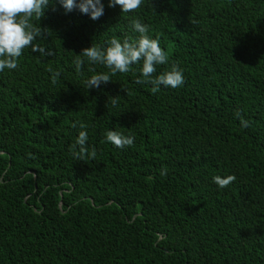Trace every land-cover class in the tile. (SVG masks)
<instances>
[{"label": "trees", "instance_id": "obj_1", "mask_svg": "<svg viewBox=\"0 0 264 264\" xmlns=\"http://www.w3.org/2000/svg\"><path fill=\"white\" fill-rule=\"evenodd\" d=\"M101 3L93 20L53 0L33 42L48 54L0 72V264H264V0ZM134 19L168 54L154 75L176 64L182 86L153 93L141 64L76 71L91 43L138 36Z\"/></svg>", "mask_w": 264, "mask_h": 264}, {"label": "clouds", "instance_id": "obj_2", "mask_svg": "<svg viewBox=\"0 0 264 264\" xmlns=\"http://www.w3.org/2000/svg\"><path fill=\"white\" fill-rule=\"evenodd\" d=\"M53 2V0H0V72L5 68L16 69L18 60L26 48L38 51L42 56L48 54V50L33 42L37 38H43L44 28L40 24L41 18L45 14V9ZM66 12L78 9L81 13L88 15L91 19H99L104 12V6L101 0H56ZM144 0H109V7L119 6L121 12H134L141 7ZM38 21L39 23H34ZM132 30L138 33L135 38H127L121 41L116 37H112L106 42V46L100 47L91 43L90 46L81 50L75 58L74 64L76 71L79 72L84 65V59L92 64H101L107 67L112 75L117 72L127 73L130 71L131 65L141 64L140 74L143 80H137L138 83H150L151 91L158 92L160 87L178 88L184 83L182 70L172 64L161 73L157 72V65H166L169 62L168 54L160 46L158 39H154L148 35L149 28L140 22L139 19L131 21ZM49 72L53 70L48 69ZM59 73L53 72V83ZM112 81L108 73H99L91 75L86 81L87 89L98 88L101 83ZM113 104L116 103L113 97ZM239 115V114H237ZM242 126H247V121L241 120ZM73 127H76L74 124ZM82 129L77 138L75 145H79L80 155H86L88 149L86 142L88 139L87 132L83 129L86 127L80 124ZM106 140L118 148L125 146L131 147L134 143V137L125 136L121 132L108 130L105 133ZM91 156L95 157V150L91 152ZM166 174V168H162L161 175ZM213 182L220 188L227 187L235 181L234 175L221 177L215 175L212 177Z\"/></svg>", "mask_w": 264, "mask_h": 264}]
</instances>
